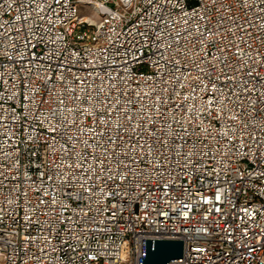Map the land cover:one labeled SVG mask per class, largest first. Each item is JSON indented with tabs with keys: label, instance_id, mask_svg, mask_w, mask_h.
<instances>
[{
	"label": "built area",
	"instance_id": "obj_1",
	"mask_svg": "<svg viewBox=\"0 0 264 264\" xmlns=\"http://www.w3.org/2000/svg\"><path fill=\"white\" fill-rule=\"evenodd\" d=\"M142 240L264 264V0H0V264Z\"/></svg>",
	"mask_w": 264,
	"mask_h": 264
},
{
	"label": "water",
	"instance_id": "obj_2",
	"mask_svg": "<svg viewBox=\"0 0 264 264\" xmlns=\"http://www.w3.org/2000/svg\"><path fill=\"white\" fill-rule=\"evenodd\" d=\"M139 264H170L182 261L183 242L179 240H142Z\"/></svg>",
	"mask_w": 264,
	"mask_h": 264
},
{
	"label": "rangeland",
	"instance_id": "obj_3",
	"mask_svg": "<svg viewBox=\"0 0 264 264\" xmlns=\"http://www.w3.org/2000/svg\"><path fill=\"white\" fill-rule=\"evenodd\" d=\"M91 8H85V7H82L80 6L79 8V15L80 16H87V17H92L94 18V14L93 12L90 10ZM129 263V260H127V262L125 264H128Z\"/></svg>",
	"mask_w": 264,
	"mask_h": 264
}]
</instances>
